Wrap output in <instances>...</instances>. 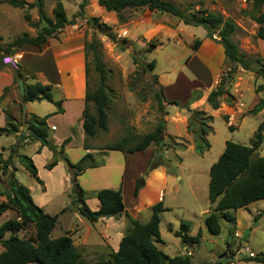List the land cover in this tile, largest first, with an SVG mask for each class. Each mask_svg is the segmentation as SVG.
I'll return each instance as SVG.
<instances>
[{"label": "rangeland", "instance_id": "374dc122", "mask_svg": "<svg viewBox=\"0 0 264 264\" xmlns=\"http://www.w3.org/2000/svg\"><path fill=\"white\" fill-rule=\"evenodd\" d=\"M9 1L0 0V7L6 10L5 12L0 10V20L4 19L0 26V42L2 44L12 41L23 33L32 36L36 34V28L29 26L24 19L25 12L30 14L33 22L39 20L37 7H14ZM25 1L30 2L33 0ZM60 1L64 5L66 16L73 20L72 25L69 27V33L75 34L78 32L84 39V43L87 41L92 42L94 45V48L88 47L87 50L84 46L85 64L88 68L87 82L90 91L95 90L99 83V75L93 61L95 50L105 65V86L111 97L108 106V131L100 132L97 137L90 140V143L97 148L103 147L108 143L118 141L128 130L132 133L144 134L151 131L164 118L165 130L161 148L162 155L165 154L163 151H166V158L163 166L167 169L178 170V173L173 176L175 187L165 193V203L171 206L159 212V233L163 243H156L157 247L169 256L186 254V251H189L191 264H208L211 262H217V264H264L253 260H245L249 251H252L255 255L264 253V201H255L249 207L253 209V215L245 209H237L233 211L234 221L220 219L221 229L217 235L210 234L207 231L203 220L211 210L208 199V184L209 169L212 163L222 153L226 141L249 145L255 129L264 120V105L262 109L256 112L252 111L260 101L264 102V87L256 91L259 85L264 86V77L258 74V66L255 62L256 58L264 59V39L257 36L259 23L255 19L260 14L264 15V2L260 8H255L246 0H174V4L186 13L199 12L197 14L200 15L202 10H210L221 13L225 18L234 21L237 26L232 39L253 62L250 68L245 70L238 64L234 65L226 60H218L216 57L214 58L215 71L213 72L215 78L213 77V79L211 70L205 68L199 57H194L191 62L189 61L195 54L192 45L197 40H200L198 51L201 47H208L210 41L219 43L217 31L210 34V31L200 25H191L195 27L191 31L185 24L186 27L177 31L174 35L164 36L163 33L156 32L151 37H146L133 30V24L131 26L130 22L131 19L144 14L145 9L124 11L127 21L122 23L119 21L117 14L115 16L106 15L104 18L96 16L88 0L81 16H77V13L80 11L79 4L82 0H79L77 5L74 3L77 0ZM55 3L56 0H43V8L47 16H52V8ZM85 8L87 14L84 13ZM169 16L175 18L172 15ZM166 23L174 25L172 22L167 21ZM42 24L41 22L40 26ZM262 25H264V22ZM56 38L59 39V34ZM151 42L155 46L150 49ZM149 49L150 51H147ZM135 57L138 60L137 63H135ZM153 59L155 60V67L152 71H147L146 64ZM187 62L189 63L187 64ZM7 65L12 72L16 69V66L10 63ZM170 70L171 73H167ZM180 71L183 74L190 72V77L187 74L182 75ZM153 75H156L158 81L156 85L152 84ZM158 75H161L162 78L175 79L174 85L170 88V93L174 95V98H177L178 103H185L183 101L187 98L189 87L192 84L195 86L198 85V82H204L206 86L200 85V89L205 92V90L215 88L219 81H226L224 86L233 95L234 100L226 102L227 112L226 108L221 109L224 113L226 112L225 114L218 112L212 115L211 126L213 129L207 136L210 148L203 155L197 154L194 150H186V147L179 148L177 152H175L176 148H172L169 134L172 131L180 132L184 127L179 122L175 124L167 121V109L172 111L173 105L165 106L166 115L158 112L157 102L152 92L153 89L158 90L159 87H162ZM176 75L182 77H176ZM227 76H230L231 80ZM191 78H194V80H191ZM13 85L18 88L16 84ZM194 90L187 101L192 98ZM51 92L53 96L57 97L58 92L56 90L52 89ZM35 105V109L39 113H51L50 109L57 110V106L53 102L44 101L35 103ZM89 107L92 110L91 103H89ZM173 125L177 127L176 130L173 129ZM229 125H232L233 128L231 129ZM3 139L4 135H0V142ZM14 146L15 144L10 148L14 149ZM150 147L154 152L153 154H156V147ZM33 148L32 144H28L24 151L31 152ZM19 153H23L22 149H19ZM179 153L183 158L182 162L178 161ZM258 153L264 157V132ZM94 160L99 165L103 164L100 156L95 157ZM43 161V156L37 158L39 173L43 177L52 175L53 179H59L60 176L65 175L64 170L61 171V169L50 174L44 169V163L41 166ZM100 172H104V170ZM16 173V178L23 185L34 184L35 188L32 193L37 199V194L41 193V189L37 187L38 183H36L35 178L20 165ZM148 174L149 171L145 173L146 176ZM146 176L143 178L145 179ZM61 179L63 182V178ZM76 180L79 186L78 177H76ZM68 183H70V180L65 181L62 188H65ZM5 184V177L0 174V192L5 190ZM58 185H60L59 181ZM62 188L57 187L56 192H52L48 196L50 201L44 208L47 213L57 215L51 237L61 236L65 234L66 229L73 227L76 228V232L71 235L76 242H81L85 237H89V241L96 237L100 239L101 229L99 223H91L83 218L77 211L76 206L72 202L71 204L68 203L69 197H71V200L73 199L72 191ZM82 196H84V191ZM3 198H5L4 195ZM74 213H76V216ZM7 214L6 211L0 215V222L7 217ZM147 215L146 211L143 216ZM182 221L190 222V235H195L198 230L201 231L198 243L190 241L184 243L180 237L174 235V232L180 229ZM236 229L239 231L240 237L235 236ZM31 232H33V227L28 226L27 230L20 232V235L28 236ZM83 251L88 253L84 249ZM105 252L108 255L107 250ZM90 254L85 255L80 264H109L108 256H96L92 259Z\"/></svg>", "mask_w": 264, "mask_h": 264}, {"label": "trees", "instance_id": "16d2710c", "mask_svg": "<svg viewBox=\"0 0 264 264\" xmlns=\"http://www.w3.org/2000/svg\"><path fill=\"white\" fill-rule=\"evenodd\" d=\"M98 4L107 11H114L120 22H126L124 11L130 9H148L167 13L178 18L187 25H200L210 31V34L218 32V42L223 47L224 60L232 64H238L242 69L248 70L253 61L241 51L232 35L236 30V24L231 19L225 18L221 13L210 10H202L201 14L186 13L177 7L170 0H97ZM253 7L260 8L264 0H246ZM14 7H37L38 21L33 22L28 12L24 13V19L29 26L36 28L35 35L23 33L12 41L2 44L0 42V69L6 67L3 58L14 53V49L25 44L33 45L41 49L42 45L49 38H56L65 25L72 23L68 19L65 8L60 0H56L52 8V16H47L43 8V0H10ZM87 0H82L79 4L80 11L77 16L82 15ZM95 19V18H93ZM256 21L259 23L257 36L264 39V15L257 16ZM43 23L40 26V23ZM106 27V24H104ZM200 44L197 40L192 45V50L196 51ZM150 49L155 46L150 43ZM88 47L94 48L92 42L85 41V50ZM147 50V51H150ZM135 57V63L138 62ZM95 69L99 75V83L95 90L90 91L87 82L85 107L82 111V128L84 132V148H93L90 140L97 137L100 132L108 131V106L111 97L105 86V65L100 55L93 53ZM258 74L264 77V59L256 58ZM143 63V62H142ZM144 64V63H143ZM147 71H152L155 67V60L146 64ZM146 69V68H145ZM146 71V70H145ZM88 76V68L86 67ZM231 80L230 76H227ZM23 80L25 86V96L23 102L46 100L53 102L57 106L56 112L62 111L61 100H54L51 85L42 84L38 81L28 82L27 78L19 70H13V84ZM225 80L219 81L215 88L211 89L206 96V102L212 109H218L224 99L225 102L234 100L233 95L225 88ZM152 84H158L156 75L152 76ZM259 85L256 91L263 88ZM8 90V87L5 88ZM152 90V89H151ZM157 102L158 112L167 114L166 105H177L185 109L188 113L187 131L192 136L194 150L197 154L202 155L209 150L210 144L207 136L212 132L213 116L204 110L190 107L192 101L201 97L200 90H194L192 98L185 103H178L176 100H166L162 87L158 90H152ZM92 104V110L89 107ZM264 102L260 101L252 111L256 112L262 109ZM7 125L0 126V135H7L16 131L17 126L12 123V117L7 115ZM47 117H38L31 115L27 119L29 130L27 131L30 138L41 141L42 144H48V128L46 124ZM231 129L233 127L229 126ZM165 123L161 120L151 130L144 134L132 133L127 131L118 141L108 143L101 149H113L127 153H135L145 150L150 145L156 147V154H153L149 161V171L163 166L164 159L161 145L163 144ZM264 120L259 123L255 129L249 145L238 142L226 141L222 153L217 160L212 163L209 171L208 199L211 210L204 217V224L210 234L217 235L221 229L220 219L225 221H234L233 211L239 208H245L248 204L263 200L264 201V157L260 156L258 151L263 141ZM176 139H179L178 142ZM67 139L64 140L66 142ZM63 142V143H64ZM186 141L177 137L170 136L172 148H184ZM69 166L72 182L73 199L71 202L76 206L80 215L85 217L91 223L98 221L100 218H107L117 215H124L129 222L127 232L119 241L116 251L110 254V264H191V255L176 254L169 256L156 243H162L159 233V212L164 208L161 202L152 206V213L146 223H140L134 219L125 209L121 189L102 188L97 191V198L100 207L92 210L82 198V190L77 184L76 177L83 173L89 167L99 165L90 153H86L79 161L72 163L65 158ZM21 165L29 173L40 181L37 168L33 160L25 155H18ZM54 165L50 163L47 167ZM15 167L9 159H4L0 152V174L5 177V190L0 192L4 195L6 201L0 202V215L7 209L14 211V215L7 218L0 224V244L4 247L0 252V264H80L81 249L73 243V239L68 233L58 237H51V232L57 221L56 214H49L38 206L32 199L27 186L20 183L15 176ZM143 185V180L137 178L134 195L138 194ZM28 226L33 227V232L28 236H21L20 232L27 230ZM190 222L182 221L179 230L174 235L180 237L182 242L187 241L198 243L201 237V231L198 230L195 235L189 234ZM8 234V236H6ZM245 260H253L264 263V253L246 257ZM208 264H217L211 262Z\"/></svg>", "mask_w": 264, "mask_h": 264}, {"label": "crops", "instance_id": "0c3cea01", "mask_svg": "<svg viewBox=\"0 0 264 264\" xmlns=\"http://www.w3.org/2000/svg\"><path fill=\"white\" fill-rule=\"evenodd\" d=\"M88 1L91 3V9L95 11L96 16L101 18H104L106 15L115 16L116 13L114 11L105 10L98 4L97 0ZM170 1L174 3V0ZM74 3H76V5L79 4V0ZM0 10L4 12L6 11L3 7H0ZM84 13L87 14L86 8ZM2 15L4 16V14ZM3 20L4 19L0 20V26L3 23ZM165 21L172 22L174 25H168ZM130 22L131 26L133 24V30L146 37H151V35L156 32L163 33L164 36L174 35L177 31L186 27V25L178 20V18H172L166 13L149 11L148 9H145L144 14L131 19ZM71 25L72 23L65 25L59 33V39L49 38L47 42L42 45L41 49L33 45L25 44L21 47L15 48L13 51L14 53L11 54L19 55L17 65L23 76L27 78L28 82L38 81L42 84H49L51 85V91L54 89L58 92L57 97L53 96V98L54 100H61L62 111L56 112L54 109H50L52 111L51 113H39L36 111L35 103H41L46 100L23 102V98L20 96L19 87L15 88V85H13V72L11 69H9L8 65L0 69V126L4 127L7 125V115L12 117L11 122L17 126L16 131L7 135L3 134L4 139L0 142V144H2L0 152H2L3 158L9 159L11 164L15 167L14 173L16 177L18 166L20 165L24 167L20 164L18 155L25 154L33 160L37 166V174L40 179V181L35 179L36 183H38L37 187H40L41 189V193L37 194V199L32 193L35 188L34 184L27 185V187L33 201L45 212L46 210L44 208L50 201L48 196H50L52 192H56L57 187L61 189L63 183L70 180V183L66 184V187L62 189L68 191L69 189L71 190V173L65 158L72 163H76L86 153H90L94 158L100 156L101 160H103L102 165L89 167L77 176L82 195L84 191V196L82 197L85 203L92 210H96L100 207V202L97 198L98 190L102 188H120L123 203L127 212L140 223H146L151 216L152 206L154 204L161 202L164 208L163 210L170 208L171 205L165 203V193L171 191V189L175 187L173 176L177 175L178 170L158 166L154 171H149V161L154 153L150 146L154 145H150L145 150L135 153H127L113 149H101L95 146L90 149L84 148L82 111L85 107L87 88L84 51L85 43L81 34H78V32H76L77 34L69 33V27ZM187 26L191 31L195 28L191 25ZM194 57H199L205 65V68L207 67L211 70L212 78H215L213 72L215 71L214 58L217 57L218 60L221 59L222 61H224L225 58L222 45L214 41H210L208 47H201L199 51H195V54L190 58L189 62H191ZM3 61L5 64H8L5 62V58ZM189 62H187V64ZM167 73L170 74L171 70ZM180 73L182 72L180 71ZM186 74L190 77V72ZM186 74L182 73V75ZM177 76L182 77L176 75V77ZM158 80L163 87L165 99L169 101L176 100L177 98H174V95L170 93V88L174 85L175 79L171 80V78H162L161 75H158ZM191 80H194V78H191ZM213 82H215V80H213ZM197 84L198 85L195 86L192 84L189 87L188 96L183 102H186L190 98V94L194 89H200V85H205L204 82H198ZM6 87H8V90H5ZM210 90L211 89L205 90V92L201 90V97L192 101L190 107L204 110L211 115L218 112L225 114L228 109L224 99L220 103L221 106L218 109H212L207 104L206 96ZM24 104L26 105V109L23 108ZM178 107L177 105H173L172 111L167 109V121L175 124L179 122L184 129L180 132L172 131L169 136L185 140L187 142L185 146L186 150H194L192 136L188 133L186 128L188 113L185 112V109H179L180 107ZM224 108H226L225 113L221 111V109ZM32 114L38 117H47L48 144H42L41 141L28 137L29 134L27 131L29 130V127L26 128L25 125H29L27 119H29ZM172 127L174 130L177 129L175 125ZM23 130H25L23 140H19V135ZM65 139H67L66 142H64ZM176 140L178 142L180 141L179 139ZM13 144H17L16 149L10 148ZM28 144L34 146L31 152L24 151L25 148L28 147ZM19 149H22L23 153H19ZM178 150L179 148H176L175 152ZM58 152H61L63 156H59ZM163 152H165V154L163 153V158H166V151L164 150ZM259 155L262 156L260 153ZM40 156L44 157L41 166H43L44 163L45 165L43 167L47 172H50L51 174L52 172L61 169V171L64 170L65 175H63V177L60 176V180L58 178L53 179L52 175H46V177H43L39 173V164L37 163V158ZM182 160L183 158L181 154L180 157L178 155V161L182 162ZM53 162L54 165L51 168L47 167L48 164ZM102 170H104V172H100ZM148 171L149 174L146 176L145 173ZM144 176H146L145 179L143 178ZM61 178H63V182ZM137 178L143 179L144 182L139 189L138 194L134 195L133 192ZM58 181L60 182V185H58ZM3 201H6V198H3V195L0 194V202ZM68 203L71 204V197L68 198ZM253 203L254 202L248 204L245 208H239V210L245 209L248 213L253 215V209L249 208ZM6 211L8 214L4 220L13 216L14 213L11 209H7ZM146 211L148 215L144 217L143 214L146 213ZM74 215L76 216V213H74ZM141 219H143V221H141ZM4 220H1L0 224ZM96 222L99 223L101 229V233H99L100 239L96 237L89 241V237H85L81 242H76L71 235L76 232V228L73 227L66 229L65 233H68L71 236L73 243L79 247L81 251L84 249L86 252L91 253L90 256L92 259L96 256H108L110 264V254L117 250L120 239L127 232L129 228L128 221L122 214L107 218L103 217ZM234 234L235 236L240 237V233L237 229ZM6 236H8V234ZM3 249L4 247L0 244V252L3 251ZM105 250H107L108 255L105 254ZM88 253H84V251L81 253L80 263L82 258L85 255H88ZM189 255H191L190 252Z\"/></svg>", "mask_w": 264, "mask_h": 264}, {"label": "water", "instance_id": "95a60500", "mask_svg": "<svg viewBox=\"0 0 264 264\" xmlns=\"http://www.w3.org/2000/svg\"><path fill=\"white\" fill-rule=\"evenodd\" d=\"M17 84H18V87H19L20 96H21L22 98H24V96H25V86H24V82H23V80H19V81L17 82ZM23 108L26 109V105H25V104L23 105ZM161 121L163 122V121H164V118H162ZM25 126H26V128L29 127V125H25ZM24 131H25V130H23V131L20 133V135H19V140H23V137H24ZM16 148H17V144H15V146H14V149H16ZM58 155H59V156H62L61 153H59Z\"/></svg>", "mask_w": 264, "mask_h": 264}, {"label": "built area", "instance_id": "2783aa9c", "mask_svg": "<svg viewBox=\"0 0 264 264\" xmlns=\"http://www.w3.org/2000/svg\"><path fill=\"white\" fill-rule=\"evenodd\" d=\"M4 58H5V62L6 63H8V64L10 63L11 65L16 66L18 58H19V55L13 54V55L5 56ZM4 58H3V60H4ZM187 254H189V252H187ZM254 255L255 254L252 251H249L248 257H252Z\"/></svg>", "mask_w": 264, "mask_h": 264}, {"label": "bare ground", "instance_id": "6f19581e", "mask_svg": "<svg viewBox=\"0 0 264 264\" xmlns=\"http://www.w3.org/2000/svg\"><path fill=\"white\" fill-rule=\"evenodd\" d=\"M229 126H232V125H229Z\"/></svg>", "mask_w": 264, "mask_h": 264}]
</instances>
